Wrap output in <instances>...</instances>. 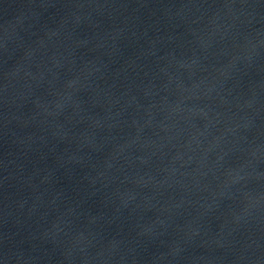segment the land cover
<instances>
[{
    "label": "water",
    "instance_id": "1",
    "mask_svg": "<svg viewBox=\"0 0 264 264\" xmlns=\"http://www.w3.org/2000/svg\"><path fill=\"white\" fill-rule=\"evenodd\" d=\"M0 264H264V0H0Z\"/></svg>",
    "mask_w": 264,
    "mask_h": 264
}]
</instances>
